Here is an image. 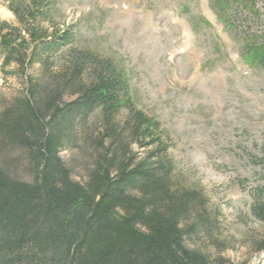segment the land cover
<instances>
[{
	"label": "trees",
	"instance_id": "trees-1",
	"mask_svg": "<svg viewBox=\"0 0 264 264\" xmlns=\"http://www.w3.org/2000/svg\"><path fill=\"white\" fill-rule=\"evenodd\" d=\"M18 9L23 21L26 10ZM27 33L16 43L9 30L0 44L4 66L40 70L0 110V264L219 263L186 245L185 237L208 231L203 200L172 182L168 137L132 104L122 72L78 49L50 70L38 47L45 34ZM59 38L53 44L71 36ZM71 144L85 161L84 183L59 157ZM19 170L29 180L17 178ZM256 251H264V239Z\"/></svg>",
	"mask_w": 264,
	"mask_h": 264
},
{
	"label": "rangeland",
	"instance_id": "rangeland-1",
	"mask_svg": "<svg viewBox=\"0 0 264 264\" xmlns=\"http://www.w3.org/2000/svg\"><path fill=\"white\" fill-rule=\"evenodd\" d=\"M225 1L230 10L239 9L236 34L245 33L264 57V0ZM11 3L27 11L23 21L4 11ZM124 5L147 6L146 13L121 15L119 8ZM0 7L4 8L0 27H8L0 30V37L14 29L10 40L16 38V43L20 37L29 40L27 32L32 28L48 40L66 30V22H74L68 47L48 58L50 70L57 69L74 48L89 49L110 59L117 69L122 67L130 100L158 122L169 138L166 156L172 182L179 189L199 192L203 200L208 231L198 229L185 237L186 245L218 260L216 264H264L256 251L264 239V223L251 214L252 194L264 187V161L260 162L264 160V70L232 72L224 54L238 51V36L233 31L220 32L226 45L220 55L217 41L209 38L198 16L201 5L195 0H0ZM174 9L194 33V44L204 56L197 73H192L190 57L180 53L178 34L165 22L164 13ZM147 15L158 25L157 36L149 29ZM2 49L6 50L0 48V65L7 57ZM39 73L37 64L25 71L13 61L1 65L0 110L21 93L26 77ZM92 117L86 126L90 132L97 123ZM133 151L138 158L142 156L141 150ZM80 153L71 144L59 157L70 169L72 180L84 183L85 161ZM15 176L29 180L21 170Z\"/></svg>",
	"mask_w": 264,
	"mask_h": 264
},
{
	"label": "bare ground",
	"instance_id": "bare-ground-1",
	"mask_svg": "<svg viewBox=\"0 0 264 264\" xmlns=\"http://www.w3.org/2000/svg\"><path fill=\"white\" fill-rule=\"evenodd\" d=\"M2 13H4V12H1V14H2ZM13 154H14V153H13ZM89 162H90V160H89ZM83 166H84V165H83ZM85 168H86V167H85ZM69 170H70V169H69ZM26 176H27V175H26Z\"/></svg>",
	"mask_w": 264,
	"mask_h": 264
}]
</instances>
